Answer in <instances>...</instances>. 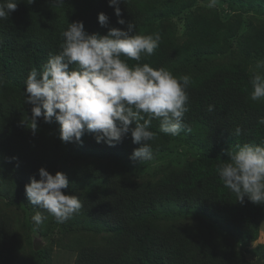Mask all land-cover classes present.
<instances>
[{
	"label": "trees",
	"instance_id": "trees-1",
	"mask_svg": "<svg viewBox=\"0 0 264 264\" xmlns=\"http://www.w3.org/2000/svg\"><path fill=\"white\" fill-rule=\"evenodd\" d=\"M196 1L127 0L119 5L123 25L109 0H20L9 18L0 19V199L6 205L0 207V264H52L51 248L35 245L31 235L37 231L48 241L50 215L40 209L49 216L42 228L30 216L23 220L21 210L13 212V204L22 198L16 185L29 184L33 176L39 180L41 167L53 175L65 173L69 185L63 191L82 204L61 224L62 233L74 237L73 264H256L247 259L237 239H258L264 203H253L247 196L243 203L237 201L216 169L228 161L230 147L264 144V124L259 123L264 99H249L254 71L248 67L253 52H264V28L238 35L236 23L224 21L217 12L195 10L187 16L185 35L177 36L172 18ZM226 2L230 9L237 5L264 15V0ZM101 12L109 18L107 26L98 21ZM77 21L89 34L106 35L111 27L127 30L128 23H136L138 34H159L153 55L128 64L148 63L176 77H191L181 134L160 132L158 119L150 125L157 137L150 142L153 158L175 141L184 140L196 149L180 169H162L157 179L143 177V162L135 166L140 167L135 175L131 163L137 161L130 156L143 142L133 143L134 123L115 146L98 143L96 134L87 130L81 142H64L55 118L47 123L41 116L35 133L30 129L28 74L33 68L41 70L50 53H59L61 33ZM234 37L245 55L241 61L232 60L235 56L228 52ZM210 104L215 106L211 113L206 110ZM236 127L242 129L239 137L232 134ZM77 226L82 233L77 234ZM61 241L54 238L50 246Z\"/></svg>",
	"mask_w": 264,
	"mask_h": 264
},
{
	"label": "clouds",
	"instance_id": "clouds-1",
	"mask_svg": "<svg viewBox=\"0 0 264 264\" xmlns=\"http://www.w3.org/2000/svg\"><path fill=\"white\" fill-rule=\"evenodd\" d=\"M19 2L0 0V19L9 18ZM33 2L26 0L28 4ZM55 2L60 4L63 0ZM121 2L127 0H109V6H115L118 23L123 25ZM216 6L217 0H209V9ZM98 21L107 26L109 18L101 12ZM136 29V23H128L127 30L111 27L106 35H100L87 33L83 22L69 23L61 33L59 53H50L42 69L33 68L25 81V102L33 105L27 124L33 133L38 128V118L42 116L47 123L55 118L61 125L60 138L64 142H81L87 130L96 134L98 143L115 146L134 123L133 143H143L130 159L140 163L153 158L150 142L157 137L150 125L154 119L159 120L160 132L181 134L189 110L187 89L191 77H176L167 69H157L148 63L130 66L128 60L140 61L142 55H153L161 40L159 34L142 35ZM70 65L75 68L70 70ZM256 68H264V60ZM250 82L253 91L249 99L253 102L264 99V74L255 71ZM214 107L210 104L206 110L211 113ZM259 123L264 124V117ZM232 134L239 137L242 129L236 127ZM227 151L230 159L219 163L216 169L223 185L241 203L245 196L253 203H264V144L245 143ZM39 176V180L33 176L25 185L32 205L54 217L57 223L66 222L79 212L81 201L63 191L69 185L65 173L57 171L53 175L41 167ZM46 219L40 212L32 216L38 225Z\"/></svg>",
	"mask_w": 264,
	"mask_h": 264
},
{
	"label": "rangeland",
	"instance_id": "rangeland-1",
	"mask_svg": "<svg viewBox=\"0 0 264 264\" xmlns=\"http://www.w3.org/2000/svg\"><path fill=\"white\" fill-rule=\"evenodd\" d=\"M226 1L227 0H217V6L215 8L209 9L207 7L209 0H197L193 7L184 10L179 15L172 18L173 22L176 25L177 36L181 37L185 35L187 16L195 10H197L198 12H204L205 14L209 15L217 12L224 21H231L232 23H236V27L239 29L238 35H248V33H251L253 35L254 31L264 28V15H259L252 11L250 8H239L237 5L235 6V8L230 9L228 8V4ZM231 41L234 43V46L230 48L228 52L231 56H235L234 58H232V60L241 61L243 58H245V55L238 51L239 44L237 41V37L232 38ZM261 60H264V52H262L261 54H259V52H253L252 57L250 58V63L248 64L249 69L254 72L260 71L261 74H264V68H256L257 63ZM230 148L235 149L233 147ZM190 152L192 154L196 152V149L184 140L175 141L171 145H169L161 155L156 158H152L150 161H145V172H142L141 175H144L143 177L153 176L157 179L159 178V173L162 169V172H166L168 170H170V172H174L177 169L181 168L183 161L185 159L187 160ZM227 159H230L229 155ZM131 164H133V173L135 175L140 174V167H137L135 169V166L140 165V162L137 161ZM16 188L18 190L17 194H22V198H20L21 205L20 203L13 204V212H19L21 210L20 215L23 220L28 219V216H30L32 219V216L34 214L40 212L42 215L47 216L46 220H49V216L41 211L38 206H34L31 204L28 197L26 196L25 186L17 184ZM18 205H20V207H18ZM2 206L6 208L4 201L0 199V207ZM24 206L26 208L25 210L22 209L24 208ZM50 220L53 221V229L52 232L47 236L48 241L37 231H31L33 243L35 245L40 244L42 246H44L45 244L46 246H49L51 248L52 264H73L75 260V254L70 251V246L73 242L72 238L74 237H67L62 233L65 227L61 226V224L64 223H57L54 217H52L51 215ZM39 226L43 228L42 225H38V227ZM259 228L260 235L258 239L249 241L239 238L237 239V242L245 253L247 259L255 262L256 264H264V254L262 253L264 251V220L260 223ZM75 229L78 230L77 234L82 233L78 226L75 227ZM38 231L40 230L38 229ZM54 238H62V241L60 242L61 244L51 247L50 243Z\"/></svg>",
	"mask_w": 264,
	"mask_h": 264
}]
</instances>
